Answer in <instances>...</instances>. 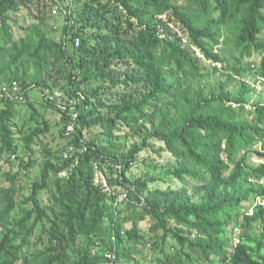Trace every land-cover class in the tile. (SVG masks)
Segmentation results:
<instances>
[{"label":"trees","instance_id":"1","mask_svg":"<svg viewBox=\"0 0 264 264\" xmlns=\"http://www.w3.org/2000/svg\"><path fill=\"white\" fill-rule=\"evenodd\" d=\"M51 2L65 20L58 40L47 5L27 24L29 0H0V90L21 87L0 100V161L29 171L36 148L44 156L28 195L20 171L0 165V264H145L148 246L158 264H264V104L250 103L257 88L243 78L264 85V0ZM35 88L78 98L67 109L45 101L61 113L57 149ZM20 103L36 128L16 123ZM148 149L170 159L133 175Z\"/></svg>","mask_w":264,"mask_h":264},{"label":"rangeland","instance_id":"2","mask_svg":"<svg viewBox=\"0 0 264 264\" xmlns=\"http://www.w3.org/2000/svg\"><path fill=\"white\" fill-rule=\"evenodd\" d=\"M178 1L180 2L183 0H178ZM29 3H31V5L29 4V6L27 5L22 6L21 16H19V19L22 22H25L27 24L35 23L36 22L35 17L39 15V11H40L39 9H41L42 11V9H44V6L47 5V8L43 10V13H45L47 16L45 17V20H46L45 27L47 28L48 35L55 40L60 39L63 34V26L65 23V20H64V17L60 15V9L58 5H53L51 0H29ZM55 10L57 11L56 13H54ZM219 51L226 53V50L224 49H219ZM198 56H200V54ZM257 62H259V59H257ZM227 63L229 65H233L234 60L230 59L229 62ZM203 64L206 67L212 68L211 64L208 62L206 63L204 60H203ZM217 78H221L222 80L226 79V77L222 73L213 75V79H217ZM243 78L249 83H252L253 85H255V87L257 88V90L253 92V94L250 96V103L254 104V103L263 101V104H264V85L260 81L257 82L255 73L254 72L246 73L243 75ZM60 88L53 89V91L48 90V94L54 91H60L62 93V99H60L59 101H56L57 105H61V104L65 105L69 103V101L74 99V98H70V96L66 94L65 90H62ZM28 97L30 100L33 101L38 111H40V113L44 115L51 124V130L49 134L44 138V141L49 142L52 148L57 149L61 142L59 139V134H58L61 124L57 125V122L60 121L61 119V113L55 108L46 106L45 101L47 100H46L45 94L42 93V91H40L39 89L35 88V89L30 90L28 92ZM4 106H5L4 102H0V110L3 109ZM15 110H16L15 121L16 123H18L19 126L24 125L26 127L25 131H29L32 128L37 127L38 124L35 121L30 120L33 110L29 108L27 103H20V104L15 105ZM39 120H41L40 117H39ZM105 140L110 141L108 137H106ZM114 141H117V139ZM121 141H124V139L122 138ZM126 142H127V146H130L132 145L133 142H135V140L128 139ZM23 143L24 142L22 141L21 146H23ZM154 143H155L156 149H159L160 146L162 145L160 142H157V141ZM36 150L39 151L38 154L35 156V158L38 160V163L36 164L34 168H32L29 171L21 169V166H19L20 162L17 161L15 158H12V161L8 163V162H5L7 159V156H4L2 160L0 161V165H2L5 172L9 170H13L14 172L20 171L21 175L19 179H20L22 187L26 189V192L24 193L27 195L30 193L31 184L33 183V181H35L38 172H40L41 164L44 159V156L41 155L40 153L41 151L40 148L38 147L36 148ZM19 155L21 156L20 158H22L24 161L28 159V156L24 155L22 151L19 153ZM169 157L170 155L167 153H162V156H159L153 153L149 149L145 150L139 158V163L133 166L131 173L133 175L146 174L149 168L148 165L150 166L152 164H158V165L165 164L170 159ZM151 177H156L159 179L160 176L157 174H154V175H151L150 178ZM102 178H103L102 180L106 182L105 175H102ZM169 182H171V180L167 178L166 182H163V180H161V181L156 182L155 184H152V186H159L162 188H167L169 185L168 184ZM0 185L1 187H6L7 182L5 180H2ZM125 208L126 209H124L123 211L126 214L131 213V209H127V207ZM0 232H1V228H0ZM39 237H41V230H37L35 237L33 238V242L34 243L38 242ZM46 241L47 239L44 237V242ZM170 245H175V244L170 243ZM38 248L39 249L42 248V245H40V243L38 244ZM168 250H169L168 253L175 254V252L172 251L170 247L168 248ZM159 251L160 250H154L152 246L146 247V249L144 250V254H143L145 264H158L160 259L163 257V255Z\"/></svg>","mask_w":264,"mask_h":264},{"label":"built area","instance_id":"3","mask_svg":"<svg viewBox=\"0 0 264 264\" xmlns=\"http://www.w3.org/2000/svg\"><path fill=\"white\" fill-rule=\"evenodd\" d=\"M57 11L55 10L54 13H56ZM75 46L76 47H79L80 45V39L79 38H76L75 40ZM21 90V87L19 85L18 82H13L12 86L8 87V86H4L1 88L0 90V100L4 99L6 96L8 97H11L13 96L12 95V92L16 95L18 92H20ZM80 98L83 100L84 99V96H82L81 94H79ZM21 98V97H20ZM49 102H56V101H59L60 99H62V93L60 91H54L53 93H51L47 98H46ZM78 99V98H77ZM77 99H73L71 101H69L68 104H61L59 105L60 107L64 108V109H67V107H72V108H75L78 100ZM22 100L24 102H28V99L22 97ZM71 115V118H72V123L68 126L67 128V132L70 133V132H74L76 131V127H75V124L74 122L78 119V112L74 111L73 113L70 114ZM70 152H71V149L67 150L65 153H64V157L65 158H68L70 156ZM15 158V157H14ZM94 168L95 170L97 171L99 169V166L97 163L94 164ZM117 169L121 170V166H117ZM126 198V195L125 194H122L121 196H119L118 200L119 201H124ZM108 257L110 258V256L108 255Z\"/></svg>","mask_w":264,"mask_h":264}]
</instances>
